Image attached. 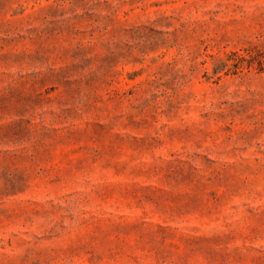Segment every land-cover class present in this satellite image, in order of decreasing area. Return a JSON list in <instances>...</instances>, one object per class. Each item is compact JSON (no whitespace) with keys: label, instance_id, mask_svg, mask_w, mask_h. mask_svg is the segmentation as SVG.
I'll return each instance as SVG.
<instances>
[{"label":"rangeland","instance_id":"374dc122","mask_svg":"<svg viewBox=\"0 0 264 264\" xmlns=\"http://www.w3.org/2000/svg\"><path fill=\"white\" fill-rule=\"evenodd\" d=\"M0 264H264V0H0Z\"/></svg>","mask_w":264,"mask_h":264}]
</instances>
